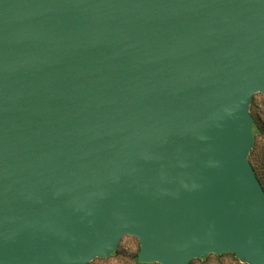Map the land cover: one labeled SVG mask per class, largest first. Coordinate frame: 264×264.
I'll return each mask as SVG.
<instances>
[{"label": "water", "instance_id": "obj_1", "mask_svg": "<svg viewBox=\"0 0 264 264\" xmlns=\"http://www.w3.org/2000/svg\"><path fill=\"white\" fill-rule=\"evenodd\" d=\"M257 93L264 0H0V264H264Z\"/></svg>", "mask_w": 264, "mask_h": 264}, {"label": "rangeland", "instance_id": "obj_2", "mask_svg": "<svg viewBox=\"0 0 264 264\" xmlns=\"http://www.w3.org/2000/svg\"><path fill=\"white\" fill-rule=\"evenodd\" d=\"M250 112L259 130L250 151L249 161L253 165L260 181L264 186V95L257 93L253 96ZM140 250L139 239L135 236H125L118 249L106 258H97L90 264H159L139 263L136 259ZM192 264H248L240 261L232 253L216 255L210 254L204 258H197Z\"/></svg>", "mask_w": 264, "mask_h": 264}, {"label": "trees", "instance_id": "obj_3", "mask_svg": "<svg viewBox=\"0 0 264 264\" xmlns=\"http://www.w3.org/2000/svg\"><path fill=\"white\" fill-rule=\"evenodd\" d=\"M258 130H259V128H258V126H257V124H256V122L254 121L253 122V134H254V141H255V136H256V134H257V132H258ZM233 254V253H232ZM234 256H235V254H233ZM220 256V255H219ZM236 257V256H235ZM136 259H137V257H136Z\"/></svg>", "mask_w": 264, "mask_h": 264}]
</instances>
